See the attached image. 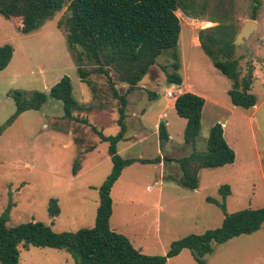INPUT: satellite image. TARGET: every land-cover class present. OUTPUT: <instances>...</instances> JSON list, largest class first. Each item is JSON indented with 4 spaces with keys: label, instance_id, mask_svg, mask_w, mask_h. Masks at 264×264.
<instances>
[{
    "label": "rangeland",
    "instance_id": "obj_1",
    "mask_svg": "<svg viewBox=\"0 0 264 264\" xmlns=\"http://www.w3.org/2000/svg\"><path fill=\"white\" fill-rule=\"evenodd\" d=\"M260 2L256 19H252V0H196L197 18L177 12L182 28L178 73L185 80L187 92L206 100L202 128L194 146L185 143L186 120L172 107L171 100L177 97L179 89L168 84L163 69L167 66L172 71L170 54L158 59L128 97L129 140L119 143V154L123 158L155 159L161 153L162 160L168 159L165 164L136 163L126 168L112 189V230L126 236L134 248L146 255L165 256L173 242L221 227L225 214L208 199L221 202L219 189L223 185L231 187L226 201L228 214L264 207V0ZM226 9L239 32L247 22L257 23L245 46L237 47L236 53L241 77L253 70L252 93L257 97V105L250 110L232 104L228 95L232 82L214 67L197 44L199 31L213 26L209 20L218 18ZM65 11L28 35L20 33L21 19L0 15V47L10 44L15 50L10 65L0 73V127L16 111L11 92L48 94L68 76L76 100L84 107L74 112V119H87L106 136H115L120 130L118 100L112 95L96 100L81 81L74 59L76 51L69 49L65 29H58ZM83 65L88 71L95 69L87 60ZM90 79L100 87L107 85L98 73ZM117 88L121 93L127 90L126 85ZM168 91L173 92V97H167ZM161 114H165L164 118H160ZM74 119L65 118L62 103L49 97L41 111L22 114L0 136V217L9 211V226L35 220L58 233L94 227L100 202L98 188L111 174L113 164L109 144L102 142L90 125ZM161 121L166 123L170 136L162 148L158 127ZM217 123L225 128L224 136L236 153V161L220 168L202 169L197 190L182 187L178 183L182 171L176 160L189 156L194 149L206 152L210 130ZM136 135L140 136L138 140L134 139ZM76 161L80 162L81 175L72 183ZM51 199L58 200L60 207L61 213L55 219L48 211ZM20 250L21 264H75L64 250L34 246ZM205 261L264 264V225L252 235L215 244L214 252L205 256ZM167 264L198 263L191 251L184 250Z\"/></svg>",
    "mask_w": 264,
    "mask_h": 264
},
{
    "label": "trees",
    "instance_id": "obj_2",
    "mask_svg": "<svg viewBox=\"0 0 264 264\" xmlns=\"http://www.w3.org/2000/svg\"><path fill=\"white\" fill-rule=\"evenodd\" d=\"M252 1V19H256L261 2ZM64 9L66 15L58 22V29H65L69 49L76 51L74 59L81 81L88 85L96 100H102L105 95H112L118 100V134L106 136L87 119H74V112L84 110V107L74 96L71 79L64 76L48 94L22 90L11 92L16 111L0 127V136L22 114L41 111L51 97L62 103L65 118L90 125L100 140L109 144L112 171L98 188L100 202L93 228L58 233L35 220L9 226V211L1 216L0 264H21L20 249L28 246L64 250L75 264H167L169 259L178 257L184 250L191 251L198 264H206L205 256L214 252L215 244H225L234 238L261 230L264 225V207L227 213L226 201L231 194L229 185L219 189L221 202L208 199L225 214L221 227L203 234H189L173 242L165 256L146 255L134 248L126 236L112 230L111 194L123 171L136 163H164L161 156L155 159L123 158L119 154V143L127 140L128 97L157 65L158 59L168 54L172 60V71L167 66L163 67L167 82L170 86L183 84V77L178 73L181 68L178 46L182 28L177 12L197 18L195 11L198 5L196 0H0V15L6 19H21L20 33L24 35L40 30ZM231 20V13L227 9L223 10L218 18L209 20L213 26L199 31L197 41L214 67L232 82L228 92L232 104L250 110L257 105V97L252 93L253 70L250 69L246 76L241 77L240 59L236 57L237 46L234 44L240 32ZM14 52L10 44L0 47V73L8 68ZM85 60L95 65V69L86 70L83 65ZM93 73L103 76L107 85L100 87L94 83L90 79ZM119 85H126L127 90L121 93L117 88ZM205 104L203 97L191 92H185L175 100L174 107L178 116L186 120L184 138L189 146H194L200 135ZM159 139L161 148L170 140L163 121L159 123ZM235 161L236 153L225 139L224 127L217 123L210 130L206 152L194 149L189 156L176 160L182 171L178 183L184 188L197 190L202 169L220 168L232 165ZM72 171L74 176L78 175L79 161L74 163ZM48 211L52 219L59 217L61 212L58 200H50Z\"/></svg>",
    "mask_w": 264,
    "mask_h": 264
},
{
    "label": "water",
    "instance_id": "obj_3",
    "mask_svg": "<svg viewBox=\"0 0 264 264\" xmlns=\"http://www.w3.org/2000/svg\"><path fill=\"white\" fill-rule=\"evenodd\" d=\"M257 28V23L253 21L247 22L238 34L234 44L235 46H245L246 40L251 36L254 30Z\"/></svg>",
    "mask_w": 264,
    "mask_h": 264
},
{
    "label": "crops",
    "instance_id": "obj_4",
    "mask_svg": "<svg viewBox=\"0 0 264 264\" xmlns=\"http://www.w3.org/2000/svg\"><path fill=\"white\" fill-rule=\"evenodd\" d=\"M181 35H182V33H181ZM197 44H198V41H197ZM171 87H173V88H176V87H178V89H179V92H178V95H177V97L179 96V95H181V94H183V93H185V92H187L188 90H186V89H184V87H185V80H184V82H183V84L181 85V86H178V85H172ZM169 92V91H168ZM168 97V96H167ZM176 97V98H177ZM176 98H174L173 100H171L172 101V107H174V105H175V100H176ZM175 108V107H174ZM164 116H165V114H161L160 115V118H164ZM158 127H159V125H158ZM225 129V128H224ZM137 137H135L134 139L135 140H138L139 138H140V136L139 135H136ZM127 140H129V139H127ZM159 156H161L162 157V155H161V153L159 154ZM162 161H164V163L163 164H165V162L166 161H168V159H164V160H162ZM80 175H81V173L80 174H78L77 176H75V178L73 179V180H71L72 181V183H75V181H76V179H78L79 177H80ZM74 176V175H73ZM88 188H90V186H88ZM93 187H91V189H92Z\"/></svg>",
    "mask_w": 264,
    "mask_h": 264
},
{
    "label": "built area",
    "instance_id": "obj_5",
    "mask_svg": "<svg viewBox=\"0 0 264 264\" xmlns=\"http://www.w3.org/2000/svg\"><path fill=\"white\" fill-rule=\"evenodd\" d=\"M167 96H169V97H173V92H172V91H169V92L167 93Z\"/></svg>",
    "mask_w": 264,
    "mask_h": 264
}]
</instances>
